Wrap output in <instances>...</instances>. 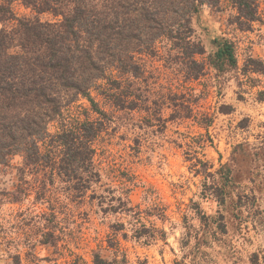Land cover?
Wrapping results in <instances>:
<instances>
[{
  "label": "rangeland",
  "instance_id": "obj_1",
  "mask_svg": "<svg viewBox=\"0 0 264 264\" xmlns=\"http://www.w3.org/2000/svg\"><path fill=\"white\" fill-rule=\"evenodd\" d=\"M258 3L249 24L237 22L228 0L194 15L192 38L206 50L197 56L206 64L200 77L163 42L159 55L141 56L137 108L118 109L93 91L111 121L94 142L101 179L88 189L50 168L33 171L21 153L0 166V264H94L96 254L111 264H264ZM14 10L33 14L19 2ZM225 40L238 65L219 71L209 56Z\"/></svg>",
  "mask_w": 264,
  "mask_h": 264
},
{
  "label": "trees",
  "instance_id": "obj_2",
  "mask_svg": "<svg viewBox=\"0 0 264 264\" xmlns=\"http://www.w3.org/2000/svg\"><path fill=\"white\" fill-rule=\"evenodd\" d=\"M223 1L0 0V166L21 153L33 171L50 168L51 176L76 180L80 192L99 181L94 142L111 118L93 91L118 109L137 108L141 56L159 55L163 42L177 50L190 77L203 75L197 56L206 50L192 38L193 17L205 5L222 9ZM228 1L239 24L259 19L258 0ZM16 2L33 14L17 15ZM209 63L219 71L237 66L235 44L221 42ZM94 264L111 263L96 254Z\"/></svg>",
  "mask_w": 264,
  "mask_h": 264
}]
</instances>
